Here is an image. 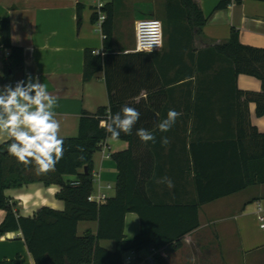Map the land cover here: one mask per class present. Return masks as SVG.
Here are the masks:
<instances>
[{"label":"crops","instance_id":"0c3cea01","mask_svg":"<svg viewBox=\"0 0 264 264\" xmlns=\"http://www.w3.org/2000/svg\"><path fill=\"white\" fill-rule=\"evenodd\" d=\"M195 1L207 17L200 31L198 26L191 25L179 0H0V20H11L12 42L25 50L23 72L7 84L14 86L28 76L39 78L58 98L55 111L61 122V135L76 136L82 113L95 114L109 103L103 71L88 81L83 78L86 51L104 50V34L92 21L93 14L101 12L106 17L102 8L106 5L114 8L113 49L117 53L135 52L136 22L158 17L163 22L164 45L149 52L156 61L158 86L150 91L143 89L135 100L146 104L149 116L161 120L166 118L169 109L182 115L170 131H158L156 142L143 147L146 153L140 162V170H144L140 173L142 187L158 203H194L198 192L190 142L198 135L235 132L234 113L227 110L229 102L224 105L228 108L220 110L212 105L217 97L199 95V91L205 90L203 86L217 81L211 77L199 79L198 69L210 68L214 57L209 49L227 42L233 28L239 31L243 44L264 48V1L232 0L221 10H215L221 0ZM127 27L130 32L124 40L121 30ZM2 43L0 28V57ZM215 65L227 64L217 60ZM237 85L245 91H262L261 80L247 74L238 76ZM249 112L252 125L264 133V116L257 115L254 102L249 104ZM162 136L170 140L167 147L160 143ZM7 139L0 135V143ZM128 148L129 142L121 139H107L101 144L93 157L92 195L105 194L107 199L115 195L119 172L111 155ZM148 150L157 156L149 157ZM163 176L170 177L175 187L169 189L165 184L156 183V179ZM66 178L76 179L74 176ZM60 190L59 184L47 185L35 180L7 188L6 195L15 205L17 216L33 217L42 207L64 210L65 202L58 197ZM259 202L264 206V183L252 184L202 204L200 226L185 235L181 247L163 248L159 253L169 264H264V230L257 216ZM5 216L6 211L0 209V223ZM97 231V220L78 222L79 236L87 232L97 234ZM140 231L139 215L128 212L125 237L133 239ZM99 243L110 251L116 249L114 240L102 239ZM17 255L21 256V264H36L21 230L0 237V260L14 259ZM153 255L152 250H144L139 254L131 252L125 259L142 258L137 264H151Z\"/></svg>","mask_w":264,"mask_h":264},{"label":"trees","instance_id":"16d2710c","mask_svg":"<svg viewBox=\"0 0 264 264\" xmlns=\"http://www.w3.org/2000/svg\"><path fill=\"white\" fill-rule=\"evenodd\" d=\"M179 2L191 25L198 26L200 31L207 17L198 3L195 0ZM231 2L221 0L215 10L225 9ZM102 10L106 13L102 24L104 54L86 51L83 78L88 81L103 71L109 103L95 114L82 113L78 134L64 137L63 158L55 171L46 175H36L32 165L25 168L18 164L16 158L7 154L6 143H0V209L6 211L0 223V237L21 230L36 264H124L127 254H139L144 250L154 252L151 264H169L159 251L163 248L176 250L182 246L185 235L200 226L202 204L252 184L264 183V133L252 125L249 112V104L254 102L257 115L264 116V48L243 44L239 31L233 28L227 42L209 49L214 62L207 71L199 68L197 77H211L217 82L203 86L205 90L199 91V95L217 97L212 105L220 110L228 108L224 105L229 102L230 109L227 110L234 113L235 132L198 135L190 142L192 171L198 192L196 202L158 203L144 192L140 174L144 171L140 170V162L146 153L143 147L152 142L145 144L135 134L137 129L144 128L158 135L156 124L161 119L149 116L146 104L135 100L143 89L150 91L157 88L156 61L149 52H115L114 8L106 5ZM81 15L79 7V25ZM98 20L99 14L96 12L92 21L97 23ZM0 28L3 38L0 85H6L12 77L23 72L25 50L13 44L9 18L0 20ZM217 60L227 65L216 67ZM240 74L261 80L262 91L240 89L237 85ZM123 105L136 108L140 112V119L131 135H120L119 139L129 142V148L111 155L119 172L116 193L104 203L91 201L93 157L109 135L100 124L107 119L109 111L115 114ZM201 105L204 108V103ZM148 154L152 158L157 156L152 150H148ZM67 176L76 179H67ZM35 180H42L47 185L59 184L61 190L58 197L65 202V209L42 207L33 217L17 216L6 189ZM128 212L137 213L141 219V231L133 239H127L124 233ZM82 220H97V234L87 232L79 236L77 225ZM102 239L114 240L116 249L110 251L102 247L99 243ZM139 262H142V258L133 259V264ZM0 264H21V256L0 260Z\"/></svg>","mask_w":264,"mask_h":264},{"label":"clouds","instance_id":"9594fccd","mask_svg":"<svg viewBox=\"0 0 264 264\" xmlns=\"http://www.w3.org/2000/svg\"><path fill=\"white\" fill-rule=\"evenodd\" d=\"M58 98L48 91V86L39 78L28 76L12 84L0 85V135L6 136V151L25 168L34 166L36 175H46L55 171L64 155V137L61 135V122L55 111ZM181 112L169 109L166 118L156 124L160 133H167L175 125ZM140 119V112L131 106L123 105L115 114L110 111L100 126L108 133L107 139L116 141L121 133L131 135ZM137 137L145 144L155 143L154 132L144 128L136 130ZM167 147V136L160 138ZM83 151V149H80ZM156 183L175 187L172 179L163 176Z\"/></svg>","mask_w":264,"mask_h":264},{"label":"built area","instance_id":"2783aa9c","mask_svg":"<svg viewBox=\"0 0 264 264\" xmlns=\"http://www.w3.org/2000/svg\"><path fill=\"white\" fill-rule=\"evenodd\" d=\"M100 17L97 22L99 29H102V24L105 20V14L100 12ZM136 52H153L161 49L164 45V30L163 22L157 17L143 18L136 22ZM95 54H104L103 50H94ZM110 157V154L107 155ZM77 184V183H75ZM89 200L98 203H104L107 200L105 194L97 196L91 195ZM257 216L260 222V227L264 230V206L262 203L257 205ZM152 263V260L150 261ZM124 264H133V259L128 257L125 259Z\"/></svg>","mask_w":264,"mask_h":264},{"label":"rangeland","instance_id":"374dc122","mask_svg":"<svg viewBox=\"0 0 264 264\" xmlns=\"http://www.w3.org/2000/svg\"><path fill=\"white\" fill-rule=\"evenodd\" d=\"M150 1H152V0H150ZM153 1H154V0H153ZM144 2H145V1H144ZM157 18H158V17H157ZM124 26H125V25H124V23H123V26H122V27H124ZM129 29H130V28L127 27V29H124V28H123V29L121 30V35L123 36L122 39H124V40L126 39V36H128V33L130 32Z\"/></svg>","mask_w":264,"mask_h":264},{"label":"water","instance_id":"95a60500","mask_svg":"<svg viewBox=\"0 0 264 264\" xmlns=\"http://www.w3.org/2000/svg\"><path fill=\"white\" fill-rule=\"evenodd\" d=\"M85 171L87 172V167H85ZM52 264H55L54 262H52Z\"/></svg>","mask_w":264,"mask_h":264}]
</instances>
